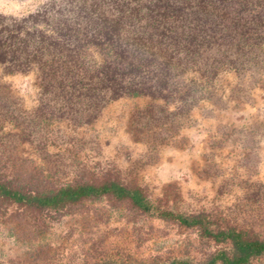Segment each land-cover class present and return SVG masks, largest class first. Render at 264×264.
Returning <instances> with one entry per match:
<instances>
[{
  "label": "trees",
  "instance_id": "16d2710c",
  "mask_svg": "<svg viewBox=\"0 0 264 264\" xmlns=\"http://www.w3.org/2000/svg\"><path fill=\"white\" fill-rule=\"evenodd\" d=\"M263 46L264 0H52L50 8L23 17L0 12V65L8 73L36 68L40 87L38 105L28 110L0 82V130L6 122L30 128L38 118L90 124L104 103L123 96L170 102L199 61L198 73L205 69L212 77L222 64L238 66L234 53L252 55ZM141 114L157 128L154 144L179 131L178 125H164L151 107ZM12 149L0 134V215L27 222L32 235L44 234L48 215L56 219L86 201L111 199L196 230L204 242L198 260L188 255V241L182 256L159 254L153 264H264L260 214L245 225L207 212L187 214L155 204L140 185L112 174L99 178L79 162L74 179L62 181L57 171ZM253 197L258 200L259 191ZM99 249L96 260L82 264H126ZM38 257L37 264H55L47 253Z\"/></svg>",
  "mask_w": 264,
  "mask_h": 264
},
{
  "label": "rangeland",
  "instance_id": "374dc122",
  "mask_svg": "<svg viewBox=\"0 0 264 264\" xmlns=\"http://www.w3.org/2000/svg\"><path fill=\"white\" fill-rule=\"evenodd\" d=\"M51 2L0 0V12L23 17ZM233 57L239 58L236 68L222 64L212 77L205 69L198 73L199 61L170 102L123 96L104 103L90 124L38 118L30 128L6 122L0 134L15 154L57 171L62 181L74 179L79 162L99 178L112 174L142 186L157 205L245 225L252 214L264 217V46ZM0 82L10 85L24 108L38 105L36 68L8 73L0 65ZM146 107L167 127L178 125V133L154 144L157 128L141 114ZM46 222L44 234L36 236L27 222L0 215V264H37L45 253L55 264H82L96 260V247L126 264H153L159 254L182 256L187 247L198 260L204 243L196 230L111 199L86 201L74 213L48 215Z\"/></svg>",
  "mask_w": 264,
  "mask_h": 264
}]
</instances>
